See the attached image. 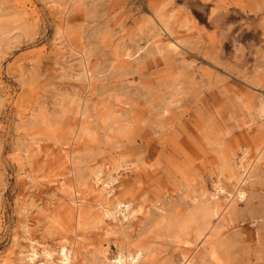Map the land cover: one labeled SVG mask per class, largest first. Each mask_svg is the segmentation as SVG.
I'll return each mask as SVG.
<instances>
[{"label":"rangeland","instance_id":"1","mask_svg":"<svg viewBox=\"0 0 264 264\" xmlns=\"http://www.w3.org/2000/svg\"><path fill=\"white\" fill-rule=\"evenodd\" d=\"M98 172L135 220L61 198ZM64 239L76 264H264V0H0V264Z\"/></svg>","mask_w":264,"mask_h":264},{"label":"bare ground","instance_id":"2","mask_svg":"<svg viewBox=\"0 0 264 264\" xmlns=\"http://www.w3.org/2000/svg\"><path fill=\"white\" fill-rule=\"evenodd\" d=\"M163 29L165 31H167L170 36H172V33H170V30L166 24H163ZM84 66H85V64H84ZM85 70L88 74H91V68H90L89 64H86ZM94 178L96 179L95 183L99 189V194L97 196L90 198L89 196L93 195L94 191H91L90 193L89 192H83L80 189H78L76 186H73L70 184L68 186L65 185L67 187H65V189L61 190V192H60V194H61L60 196H62L61 198L65 199L66 197H68V200H69L68 204L71 207L75 208L76 211L81 209L83 206H84V208H85V206H88L87 209L89 208L92 211L95 209L101 210V207H102L103 218L98 217L96 219V221H98V222L103 221V219H108L111 222L117 223V225L119 227L121 225V222H119L120 221L119 216H121V215L123 216L124 221L128 222L129 220H133V219L135 220L136 215H137L136 213L138 212V210H136L134 207H132V205H129L127 203H123V202L118 201V200L110 202L111 201L110 197L114 196L113 195L114 190L111 189L110 191H107V192L105 190H106V187H108V188L112 187V185H114L116 180L114 178H109L111 180L110 182L105 181L103 174L100 172L95 173ZM97 186H96V188H97ZM213 188L215 190V193L208 194V196H206L207 198H214L215 199L220 194L224 193L222 183L220 180L213 186ZM101 196H103V197L100 198ZM240 196L241 197L244 196L242 192L240 193ZM101 199H105V201L107 202V204L105 206H102V204H101L102 202L100 201ZM50 205H51V203H50ZM156 210H158V208H156ZM107 227H112V225H108ZM108 234H110V233L108 231H106V235H108ZM74 245H75V243L65 242V239H64V242L61 245H59L60 247H58V249L45 248L43 251L44 253L42 252L44 255L45 262H43L41 264H53L55 262H59L60 264H76L75 260L78 259V257H77L78 254H75V252H74ZM21 253L24 254V252H21ZM77 253H79V252H77ZM24 255L28 257L29 252L25 251ZM142 258L139 255V253H137V252L134 254H128V253L123 252V253L118 254V256L112 261L111 264H142V261H141ZM42 259H43V257H42ZM42 259H40V260H42ZM103 264H109V262L107 261L106 263L104 262Z\"/></svg>","mask_w":264,"mask_h":264}]
</instances>
